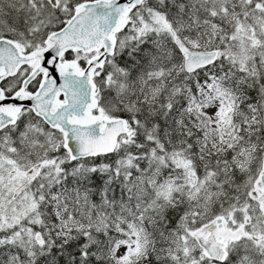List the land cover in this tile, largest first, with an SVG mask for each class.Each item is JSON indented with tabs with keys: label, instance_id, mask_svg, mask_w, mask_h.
Returning a JSON list of instances; mask_svg holds the SVG:
<instances>
[{
	"label": "snow or ice",
	"instance_id": "snow-or-ice-1",
	"mask_svg": "<svg viewBox=\"0 0 264 264\" xmlns=\"http://www.w3.org/2000/svg\"><path fill=\"white\" fill-rule=\"evenodd\" d=\"M0 264H264V0H0Z\"/></svg>",
	"mask_w": 264,
	"mask_h": 264
}]
</instances>
